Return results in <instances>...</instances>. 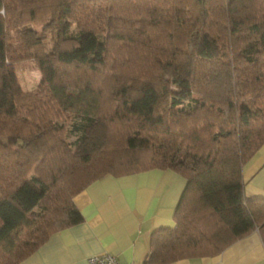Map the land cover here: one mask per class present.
Instances as JSON below:
<instances>
[{
  "label": "trees",
  "instance_id": "obj_1",
  "mask_svg": "<svg viewBox=\"0 0 264 264\" xmlns=\"http://www.w3.org/2000/svg\"><path fill=\"white\" fill-rule=\"evenodd\" d=\"M97 122L104 147L76 153ZM263 144L264 0H0V264L81 223L73 196L91 182L152 168L185 185L141 264L215 256L255 229L264 243V198L242 178Z\"/></svg>",
  "mask_w": 264,
  "mask_h": 264
},
{
  "label": "crops",
  "instance_id": "obj_2",
  "mask_svg": "<svg viewBox=\"0 0 264 264\" xmlns=\"http://www.w3.org/2000/svg\"><path fill=\"white\" fill-rule=\"evenodd\" d=\"M242 178L245 195L264 198V144L244 165ZM184 185L171 169L102 176L73 196L83 221L51 234L19 264H89V257L104 253L124 264H141L152 231L174 226ZM165 264H264V243L255 229L215 256Z\"/></svg>",
  "mask_w": 264,
  "mask_h": 264
},
{
  "label": "rangeland",
  "instance_id": "obj_3",
  "mask_svg": "<svg viewBox=\"0 0 264 264\" xmlns=\"http://www.w3.org/2000/svg\"><path fill=\"white\" fill-rule=\"evenodd\" d=\"M38 31L41 30L40 24L34 26ZM42 31V30H41ZM12 42H15V37L12 36ZM16 74L18 81L23 89L29 91L36 88L38 85L41 73L37 69L34 61L32 59H28L17 66ZM68 115H70L68 117ZM73 114H64L60 121H64L67 125L69 124ZM107 135L106 125L103 122H97L94 124L88 133L84 136V138L77 144H73V150L76 153H89L94 151H99L104 147L105 139ZM77 139V135H72L69 137V141L74 142ZM219 196L223 199L221 193H218ZM224 218L231 223L232 215L231 212L225 208L221 210Z\"/></svg>",
  "mask_w": 264,
  "mask_h": 264
},
{
  "label": "built area",
  "instance_id": "obj_4",
  "mask_svg": "<svg viewBox=\"0 0 264 264\" xmlns=\"http://www.w3.org/2000/svg\"><path fill=\"white\" fill-rule=\"evenodd\" d=\"M89 264H124L116 256L108 253L93 255L88 258Z\"/></svg>",
  "mask_w": 264,
  "mask_h": 264
}]
</instances>
